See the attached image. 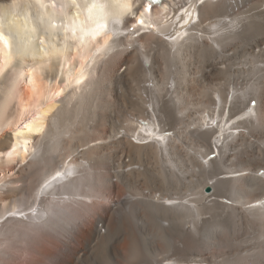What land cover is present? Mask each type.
<instances>
[{"label": "bare ground", "instance_id": "obj_1", "mask_svg": "<svg viewBox=\"0 0 264 264\" xmlns=\"http://www.w3.org/2000/svg\"><path fill=\"white\" fill-rule=\"evenodd\" d=\"M0 264H264V0H0Z\"/></svg>", "mask_w": 264, "mask_h": 264}]
</instances>
